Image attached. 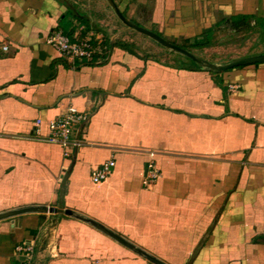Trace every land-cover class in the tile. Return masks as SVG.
Segmentation results:
<instances>
[{
    "label": "crops",
    "instance_id": "obj_1",
    "mask_svg": "<svg viewBox=\"0 0 264 264\" xmlns=\"http://www.w3.org/2000/svg\"><path fill=\"white\" fill-rule=\"evenodd\" d=\"M115 1L166 39L210 38L223 20L192 15L199 6L264 23V0ZM120 23L106 0H0V215L49 209L0 219V264L31 241L32 264H155L87 219L168 264H264V62L222 73L161 62L115 43ZM54 29L112 46L69 60L48 43ZM69 106L88 120L66 157L46 138ZM149 162L160 176L146 183Z\"/></svg>",
    "mask_w": 264,
    "mask_h": 264
},
{
    "label": "rangeland",
    "instance_id": "obj_2",
    "mask_svg": "<svg viewBox=\"0 0 264 264\" xmlns=\"http://www.w3.org/2000/svg\"><path fill=\"white\" fill-rule=\"evenodd\" d=\"M195 9L197 10L192 15L199 17L205 16L201 17L202 19H205L210 14L213 17L217 15V21L223 20V22L214 27L210 38H202V36H206L205 34L207 32L203 31L197 35L198 37H179L168 39L169 41L218 64L227 63L238 57L264 52V29L261 28V25L256 19L240 18L235 22H231L230 20L226 21L225 18L228 17L222 12L223 8L221 6H199ZM255 14L253 17H259V13ZM119 25L120 27L118 29L122 28L124 32L117 38V44L135 51L144 57L161 62L170 64L191 62L185 56L167 49L152 38L135 30L127 29L122 22ZM154 28H157L156 25H154ZM162 34L164 35V33ZM159 176L160 170L158 169Z\"/></svg>",
    "mask_w": 264,
    "mask_h": 264
},
{
    "label": "built area",
    "instance_id": "obj_3",
    "mask_svg": "<svg viewBox=\"0 0 264 264\" xmlns=\"http://www.w3.org/2000/svg\"><path fill=\"white\" fill-rule=\"evenodd\" d=\"M106 35L104 33L88 32L85 35L69 36L61 29H54L48 37V43L69 60L94 62L97 57L103 56L106 50ZM7 48V47H5ZM88 120V114L81 112L74 106H69L63 113L49 122V135L46 141L59 145L64 156L68 157L75 149L83 145L79 126ZM115 161L110 160L97 168L92 175L94 182L106 179L111 173ZM158 169L149 162L146 172V183L156 180ZM18 254L17 264H32L35 257L34 243L24 242L16 247Z\"/></svg>",
    "mask_w": 264,
    "mask_h": 264
},
{
    "label": "water",
    "instance_id": "obj_4",
    "mask_svg": "<svg viewBox=\"0 0 264 264\" xmlns=\"http://www.w3.org/2000/svg\"><path fill=\"white\" fill-rule=\"evenodd\" d=\"M106 1L108 2L110 7L112 8V10L114 11V13L117 16V18L119 19V21L122 22L127 27V29L135 30L137 32H140V33L152 38L154 41H156L160 45L166 47L167 49L178 52L181 55L185 56L190 61L199 65L202 69L212 71V72H216V73H222V72H225V71L232 69L234 67L264 62V52L258 53V54H253V55H248V56H243V57H238V58H235V59H233L227 63H224V64H218V63L212 62V61H210L204 57H201V56L195 54L191 50H188L186 48H183L181 46L176 45L175 43H173V42L169 41L168 39L164 38L163 36H161L159 33L132 21L130 18H128L122 12V10L120 9V7L118 6V4L115 0H106ZM46 210H49L48 207H36V206L22 207V208L14 209L12 211L1 214L0 219L12 217V216H16V215H22L24 213L46 211ZM54 210L57 211L56 209H50V211H54ZM63 212L65 214H68V215L74 214V212L70 209H65V210H63ZM87 220L89 222H91L92 224H94L95 226H97L98 228L102 229L104 232H106L108 235L113 237L118 242L130 247L131 249H134L135 251H137L141 255L148 258L153 263H155V264H168V263L164 262L163 260H161L160 258L148 253L144 249L137 247L136 245H134V243H132L131 241H129L128 239H126L122 235L108 229L104 225L96 223L95 221H93L91 219H87Z\"/></svg>",
    "mask_w": 264,
    "mask_h": 264
},
{
    "label": "trees",
    "instance_id": "obj_5",
    "mask_svg": "<svg viewBox=\"0 0 264 264\" xmlns=\"http://www.w3.org/2000/svg\"><path fill=\"white\" fill-rule=\"evenodd\" d=\"M71 15H74V16H76V17H82L81 15H79V14H77V13L75 14L73 10H69V11H68V15H66V17H69V16H71ZM238 18H247V17H233L234 21H235L236 19H238ZM261 26H262V28L264 29V23H262ZM64 32H65L66 34H68L69 36H73L70 32H67L65 29H64ZM115 43H116V42H115ZM105 45H106L105 56H107L108 53H109V50H110V48H111V46H112V44L110 43L109 38H106ZM92 63H93V62H92ZM191 64L193 65L192 67H195V68H201L199 65L195 64V63L192 62V61H191ZM182 66H184V67H185V66L188 67L187 65H182Z\"/></svg>",
    "mask_w": 264,
    "mask_h": 264
}]
</instances>
